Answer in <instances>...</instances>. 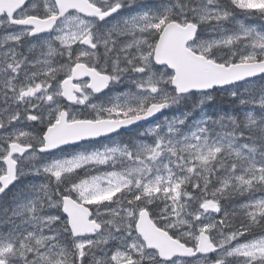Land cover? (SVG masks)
Returning a JSON list of instances; mask_svg holds the SVG:
<instances>
[{
    "label": "snow or ice",
    "instance_id": "snow-or-ice-1",
    "mask_svg": "<svg viewBox=\"0 0 264 264\" xmlns=\"http://www.w3.org/2000/svg\"><path fill=\"white\" fill-rule=\"evenodd\" d=\"M0 264H264V0H0Z\"/></svg>",
    "mask_w": 264,
    "mask_h": 264
},
{
    "label": "trees",
    "instance_id": "trees-1",
    "mask_svg": "<svg viewBox=\"0 0 264 264\" xmlns=\"http://www.w3.org/2000/svg\"><path fill=\"white\" fill-rule=\"evenodd\" d=\"M220 103H221V101H220V100H218V101H217V104H220Z\"/></svg>",
    "mask_w": 264,
    "mask_h": 264
},
{
    "label": "rangeland",
    "instance_id": "rangeland-1",
    "mask_svg": "<svg viewBox=\"0 0 264 264\" xmlns=\"http://www.w3.org/2000/svg\"><path fill=\"white\" fill-rule=\"evenodd\" d=\"M101 99H103V97H101ZM219 100V99H218Z\"/></svg>",
    "mask_w": 264,
    "mask_h": 264
}]
</instances>
